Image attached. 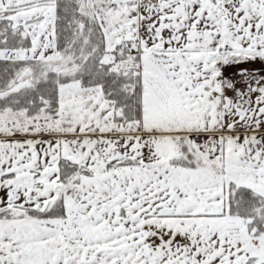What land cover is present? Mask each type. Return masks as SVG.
<instances>
[{
  "label": "snow or ice",
  "instance_id": "1",
  "mask_svg": "<svg viewBox=\"0 0 264 264\" xmlns=\"http://www.w3.org/2000/svg\"><path fill=\"white\" fill-rule=\"evenodd\" d=\"M0 264H264V0H0Z\"/></svg>",
  "mask_w": 264,
  "mask_h": 264
}]
</instances>
